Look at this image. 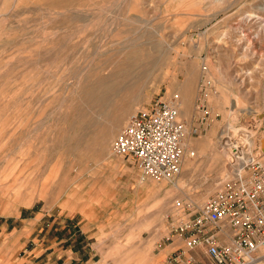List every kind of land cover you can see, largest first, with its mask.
<instances>
[{"label": "rangeland", "instance_id": "obj_1", "mask_svg": "<svg viewBox=\"0 0 264 264\" xmlns=\"http://www.w3.org/2000/svg\"><path fill=\"white\" fill-rule=\"evenodd\" d=\"M173 94L180 171L155 180L112 145ZM226 126L264 159V0H0V264H162L231 169Z\"/></svg>", "mask_w": 264, "mask_h": 264}, {"label": "built area", "instance_id": "obj_2", "mask_svg": "<svg viewBox=\"0 0 264 264\" xmlns=\"http://www.w3.org/2000/svg\"><path fill=\"white\" fill-rule=\"evenodd\" d=\"M178 101L177 94L157 98L133 113L113 141V151L129 158L143 176L171 181L180 171L185 125ZM232 144V167L221 184L202 202L187 201L171 214L166 239L174 246L162 264L264 260V159L249 144Z\"/></svg>", "mask_w": 264, "mask_h": 264}, {"label": "bare ground", "instance_id": "obj_3", "mask_svg": "<svg viewBox=\"0 0 264 264\" xmlns=\"http://www.w3.org/2000/svg\"><path fill=\"white\" fill-rule=\"evenodd\" d=\"M233 131V129H232V127L231 126H226L225 128H224V130L222 131V133H221V135H220V141H221V143L220 144H222L221 146H223L222 147V150H224L225 151V153H226V151H229V152H231V150L233 149V144L231 143L232 141H233V137H234V135L236 134V132H235V134H234V131ZM233 138V139H232ZM232 139V141H230ZM219 141V142H220ZM243 143V142H242ZM219 144V145H220ZM262 147H263V149H264V142L262 143ZM228 152V153H229ZM231 155V154H230ZM228 156H229V154H228ZM232 167V166H231ZM238 168V166H236V167H233V169H237Z\"/></svg>", "mask_w": 264, "mask_h": 264}, {"label": "crops", "instance_id": "obj_4", "mask_svg": "<svg viewBox=\"0 0 264 264\" xmlns=\"http://www.w3.org/2000/svg\"><path fill=\"white\" fill-rule=\"evenodd\" d=\"M30 251V250H29ZM32 252V251H31ZM33 258V257H36V256H33L31 253H30V258ZM27 260V259H26ZM28 261H30L31 262V260L30 259H28Z\"/></svg>", "mask_w": 264, "mask_h": 264}]
</instances>
